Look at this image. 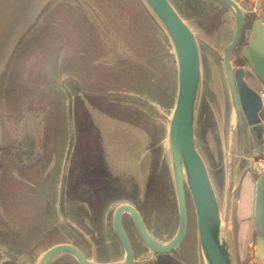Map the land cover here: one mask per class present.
Instances as JSON below:
<instances>
[{"label":"rangeland","instance_id":"1","mask_svg":"<svg viewBox=\"0 0 264 264\" xmlns=\"http://www.w3.org/2000/svg\"><path fill=\"white\" fill-rule=\"evenodd\" d=\"M168 1L197 39L201 89L194 143L222 213L234 112L220 57L233 35L234 12L220 0ZM39 9L18 22L0 66V244L11 260L22 257L29 264L58 242L76 245L93 260H120L124 251L112 214L123 202L138 210L154 237L167 240L178 224L166 141L177 89L169 38L141 0H49ZM250 25L247 19L244 26ZM246 43L242 36L233 50V67L242 63ZM247 82L259 87L253 76ZM63 85L72 96L68 154ZM251 146L256 164L262 142ZM250 165L238 159L231 194L237 244V202ZM185 198L186 234L163 254L142 245L131 216L123 213L133 264H150L136 262L149 254L157 256L156 264L203 263L196 261V220L186 187ZM51 264L79 263L64 252Z\"/></svg>","mask_w":264,"mask_h":264},{"label":"water","instance_id":"2","mask_svg":"<svg viewBox=\"0 0 264 264\" xmlns=\"http://www.w3.org/2000/svg\"><path fill=\"white\" fill-rule=\"evenodd\" d=\"M141 1L169 38L177 67L176 96L166 134L178 209L176 231L167 240L157 239L146 229L138 210L132 204L123 202L115 207L112 214V226L124 251L120 260H93L84 256L76 245L58 242L47 247L35 264H50L56 256L64 252L71 254L79 264H131L133 251L122 225V215L125 212L131 216L136 231L148 250L155 253L172 250L182 242L187 230L185 187L193 203L198 248L204 264H245L250 255L264 261V171L256 164H251L250 171H247L253 188V205L249 216L239 222L238 244L230 219L231 194L243 128L247 132L250 145L255 140L262 142V152L256 153L255 158L264 159V5L260 0H254L253 4H250L251 0H244L241 4L235 0H220L232 8L235 22L232 38L220 57L234 112L227 194L221 213L205 162L194 143V122L201 89V60L196 36L168 0ZM244 8H247L246 12L249 14L255 12L259 18L253 20L244 33L247 43L241 50V57L246 67L233 68L231 55L241 38L245 19ZM250 76H253L258 88L247 82ZM63 89L67 94L69 116V141L66 150L68 154L74 137L71 118L72 96L66 86L63 85ZM243 222L246 223L244 230Z\"/></svg>","mask_w":264,"mask_h":264},{"label":"crops","instance_id":"3","mask_svg":"<svg viewBox=\"0 0 264 264\" xmlns=\"http://www.w3.org/2000/svg\"><path fill=\"white\" fill-rule=\"evenodd\" d=\"M21 1L20 0H18V1L17 0H0V11H1L0 12V29H2V32L7 29L3 33L0 31V37H1V35H3L2 36L3 39L0 38V46H2V47H0V66L3 65V62L6 58L5 55H6L7 48L9 46V44L12 43L13 33L18 32V29H15V25L18 24V22L21 19H24L26 17L29 18L30 16L31 17L34 16L35 15L34 11L39 9L41 4H44V3L48 2L49 0H21ZM235 1L238 4H241L244 2V0H235ZM249 2H250V4H253L254 0H251ZM17 4H19V5H17ZM17 7L18 8L20 7V8L18 9ZM247 7H249V6H247ZM8 10H9V12H8ZM16 11H17V13H16ZM5 19H7V20H5ZM3 20H5L6 23ZM2 22H4V24ZM4 25H6L7 27L5 26L6 27L5 28ZM17 26L19 28L20 25H17ZM4 34L6 37L4 36ZM2 40H3V42H2ZM262 98H263V95H262ZM246 134H247V132L243 128L242 133H241L240 144H239V160H240V158H241V161H242V159H248V161L252 164V156L255 153V150L252 149V146L249 144ZM247 178H248V180H247L248 183H246L245 187L243 185V189L241 190V194L238 197L239 201L237 202L238 203L237 204L238 225H239L240 220L247 218L249 216V214L251 213V210H252V205H253V196H254L253 195V188H252V184H251L248 176H247ZM245 225H246V223L243 222L242 223L243 230L245 228ZM241 238H242V233H241ZM237 240H238V238H237ZM0 264H29V262L22 257L18 258V259L11 260V258L9 257L8 249H6V247H4L3 245L0 244ZM245 264H264V261H261V260L255 258L253 255H250L249 258L246 260Z\"/></svg>","mask_w":264,"mask_h":264},{"label":"flooded vegetation","instance_id":"4","mask_svg":"<svg viewBox=\"0 0 264 264\" xmlns=\"http://www.w3.org/2000/svg\"><path fill=\"white\" fill-rule=\"evenodd\" d=\"M259 18V16L254 12V13H251L249 16H245V19H244V22H243V28H242V31H241V38H242V36L245 38V35H244V33H245V31L246 30H248L249 29V27L248 28H246L245 26H244V23H245V21L248 19L249 21H250V24H251V22L253 21V20H255V19H258ZM234 27H235V22H234ZM240 38V39H241ZM246 39V38H245ZM240 41V40H239ZM243 48V47H242ZM242 50V49H241ZM240 56H241V51H240ZM242 58V57H241ZM231 65H232V63H231ZM246 67V64H245V61L243 60V58H242V63L240 64V65H237L236 67ZM233 67V66H232ZM236 67H233V68H236ZM96 156H99V155H96ZM97 159V158H96ZM95 158L93 159V161H95L96 160ZM94 166H96L95 164H94ZM85 180H83V182H84ZM82 183V181H81V179H80V181L78 182H76V185L78 186L79 184H81ZM140 183V182H139ZM61 192H62V190H61ZM61 192H60V188H59V195H58V201H60V195H61ZM133 221V220H132ZM144 223V222H143ZM134 224V223H133ZM123 225V224H122ZM145 225V224H144ZM113 227V226H112ZM134 227H135V225H134ZM145 227H146V225H145ZM124 228V227H123ZM136 229V228H135ZM146 229H147V227H146ZM114 230V229H113ZM125 230V229H124ZM148 230V229H147ZM149 231V230H148ZM126 232V231H125ZM136 233H137V231H136ZM150 233V232H149ZM126 234H127V232H126ZM151 234V233H150ZM137 235H138V233H137ZM152 235V234H151ZM127 236H128V234H127ZM117 237V236H116ZM138 237H139V235H138ZM128 238H129V236H128ZM118 239V238H117ZM139 239H140V237H139ZM119 241V240H118ZM129 241H130V244H131V247H132V251H133V245H132V243H131V240H130V238H129ZM140 241H141V243H142V245H144L145 246V248L146 249H148L147 247H146V245L143 243V241L140 239ZM119 243H120V241H119ZM120 245H121V243H120ZM122 246V245H121ZM123 248V247H122ZM171 251V250H170ZM169 252V251H168ZM124 253V252H123ZM166 253V252H165ZM134 254V253H133ZM151 254H163V253H155V252H152ZM151 254H149L148 256H143V255H141L143 258L142 259H140V260H138V261H136V262H140V261H142V262H150V264H156L155 262H157V256H151ZM57 257V256H56ZM55 257V258H56ZM55 258L51 261V263H53V261L55 260ZM181 260V259H180ZM196 261H201V259L200 258H198V260L196 259ZM135 262V259H134V255H133V261H132V263L131 264H133ZM50 263V264H51ZM141 263V262H140ZM141 264H145V263H141ZM173 264H175V263H173ZM200 264H203V263H201L200 262Z\"/></svg>","mask_w":264,"mask_h":264},{"label":"bare ground","instance_id":"5","mask_svg":"<svg viewBox=\"0 0 264 264\" xmlns=\"http://www.w3.org/2000/svg\"><path fill=\"white\" fill-rule=\"evenodd\" d=\"M17 1H18V0H17ZM20 1H21V0H20ZM21 2H22V1H21ZM23 3H24V2H23ZM5 4H6V3H5ZM15 4H16V3H15ZM6 5H7V4H6ZM17 5H19V4H17ZM9 8H10V7H9ZM17 8H18V7H17ZM19 8H20V7H19ZM19 8H18V9H19ZM12 9H13V8H12ZM12 9H11V10H12ZM12 11H13V10H12ZM12 11H11V12H12ZM14 11H15V10H14ZM21 11H22V10H21ZM0 12H1V11H0ZM8 12H9V10H8ZM8 12H7V13H8ZM12 13H13V12H12ZM16 13H17V11H16ZM19 16H20V15H19ZM1 17H2V16H1ZM7 17H8V16H7ZM17 17H18V16H17ZM19 18H20V17H19ZM2 19H3V18H2ZM7 19H8V18H7ZM7 19H5V20H7ZM5 20H3V21H5ZM16 20H17V19H16ZM8 21H9V20H8ZM2 23L4 24V22H2ZM5 23H6V21H5ZM16 25H18V24H16ZM16 25H15V28L17 27ZM2 26H3V25H2ZM5 26H6V25H4V27H5ZM6 27H7V26H6ZM6 27H5V28H6ZM3 29H4V28H3ZM6 30H7V29H6ZM6 30H4V31H6ZM0 31L2 32V29H0ZM4 31H3V32H4ZM3 32H2V33H3ZM5 33H6V32H5ZM9 34H10V33H9ZM2 36H3V35H1L0 38H2ZM4 36H5V34H4ZM5 37H6V36H5ZM2 39H3V38H2ZM2 42H3V40H2ZM2 42H1V43H2ZM0 47H2V46H0ZM7 60H8V59H7ZM5 62H6V61H5ZM4 64H5V63H4ZM1 71H2V70H1ZM94 110H95V109H94ZM96 112H97V111H96ZM165 115H166V114H165ZM107 117H108V116H107ZM163 118H164V117H163ZM109 120H110V119H109ZM111 121H112V120H111ZM116 121H117V120H116ZM119 122H120V121H119ZM131 126H132V125H131ZM165 126H166V125H165ZM134 128H135V127H134ZM139 129H140V128H139ZM141 131H142V130H141ZM141 131H140V132H141ZM28 142H29V141H28ZM25 150H26V149H25ZM28 153H29V152H28ZM147 170H148V169H147ZM136 176H138V175H136ZM137 180H138V179H137ZM139 182H140V181H139ZM140 183H141V182H140ZM144 185H145V183H144ZM201 261H202V260H201Z\"/></svg>","mask_w":264,"mask_h":264},{"label":"built area","instance_id":"6","mask_svg":"<svg viewBox=\"0 0 264 264\" xmlns=\"http://www.w3.org/2000/svg\"><path fill=\"white\" fill-rule=\"evenodd\" d=\"M262 2V4L264 5V0H260ZM254 163L257 164V166L264 171V159L263 158H256L254 160Z\"/></svg>","mask_w":264,"mask_h":264},{"label":"trees","instance_id":"7","mask_svg":"<svg viewBox=\"0 0 264 264\" xmlns=\"http://www.w3.org/2000/svg\"><path fill=\"white\" fill-rule=\"evenodd\" d=\"M128 26V25H127ZM107 74H109V72L107 71Z\"/></svg>","mask_w":264,"mask_h":264}]
</instances>
